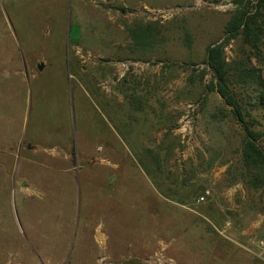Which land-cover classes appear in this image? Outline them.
I'll use <instances>...</instances> for the list:
<instances>
[{"label": "rangeland", "instance_id": "1", "mask_svg": "<svg viewBox=\"0 0 264 264\" xmlns=\"http://www.w3.org/2000/svg\"><path fill=\"white\" fill-rule=\"evenodd\" d=\"M258 4L0 0V264H264V190L205 63ZM253 51L226 60L260 70Z\"/></svg>", "mask_w": 264, "mask_h": 264}, {"label": "trees", "instance_id": "2", "mask_svg": "<svg viewBox=\"0 0 264 264\" xmlns=\"http://www.w3.org/2000/svg\"><path fill=\"white\" fill-rule=\"evenodd\" d=\"M241 2V1H239ZM259 9L253 13L248 6L233 15L226 26L224 43L208 47L206 65L211 69L216 80L215 89L232 108L238 122L244 128L242 143V179L248 187L264 190V148L260 145L262 134L252 129L245 120L243 103L232 86L236 84H256L260 96L264 99V51L261 44L264 37V0H259ZM241 37L253 51V55L261 69L249 63L229 65L226 60L225 48L230 40ZM251 59V58H249Z\"/></svg>", "mask_w": 264, "mask_h": 264}, {"label": "water", "instance_id": "3", "mask_svg": "<svg viewBox=\"0 0 264 264\" xmlns=\"http://www.w3.org/2000/svg\"><path fill=\"white\" fill-rule=\"evenodd\" d=\"M16 217H17V221H18L19 225H21L18 216H16Z\"/></svg>", "mask_w": 264, "mask_h": 264}]
</instances>
